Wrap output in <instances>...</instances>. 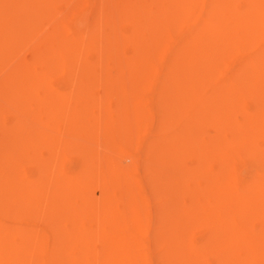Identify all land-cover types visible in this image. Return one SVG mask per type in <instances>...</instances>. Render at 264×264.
<instances>
[{
    "label": "bare ground",
    "instance_id": "6f19581e",
    "mask_svg": "<svg viewBox=\"0 0 264 264\" xmlns=\"http://www.w3.org/2000/svg\"><path fill=\"white\" fill-rule=\"evenodd\" d=\"M241 1L0 0V264H264Z\"/></svg>",
    "mask_w": 264,
    "mask_h": 264
},
{
    "label": "rangeland",
    "instance_id": "374dc122",
    "mask_svg": "<svg viewBox=\"0 0 264 264\" xmlns=\"http://www.w3.org/2000/svg\"><path fill=\"white\" fill-rule=\"evenodd\" d=\"M241 2H242V1L240 0V3H241ZM258 142L261 144V143H262V139L259 138V139H258ZM74 159H76V156L72 157V158H71V161H72V160L74 161ZM186 161H187L188 164L191 163V160H190L189 158H187ZM243 171H246V170H243ZM205 255H206V256H205V259H206V260H208L209 262L214 261V255H213L212 253L208 252V253H206Z\"/></svg>",
    "mask_w": 264,
    "mask_h": 264
}]
</instances>
